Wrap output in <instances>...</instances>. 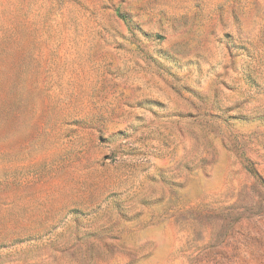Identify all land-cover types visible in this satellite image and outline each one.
Segmentation results:
<instances>
[{
  "label": "rangeland",
  "instance_id": "obj_1",
  "mask_svg": "<svg viewBox=\"0 0 264 264\" xmlns=\"http://www.w3.org/2000/svg\"><path fill=\"white\" fill-rule=\"evenodd\" d=\"M0 264H264V0H0Z\"/></svg>",
  "mask_w": 264,
  "mask_h": 264
}]
</instances>
